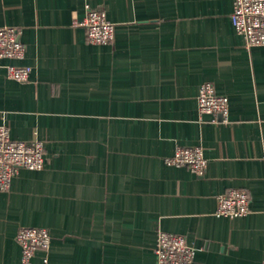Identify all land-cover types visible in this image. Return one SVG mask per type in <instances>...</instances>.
I'll return each mask as SVG.
<instances>
[{
  "label": "crops",
  "instance_id": "0c3cea01",
  "mask_svg": "<svg viewBox=\"0 0 264 264\" xmlns=\"http://www.w3.org/2000/svg\"><path fill=\"white\" fill-rule=\"evenodd\" d=\"M233 2L0 0V28L25 47L0 60V124L45 157L0 192V264H21L22 227L51 237L32 264H156L158 231L183 236L194 264L264 263V47H245ZM86 6L115 25L112 44L88 43ZM204 83L228 98L226 123L199 115ZM182 146L203 150L202 177L165 163ZM229 189L248 215H214Z\"/></svg>",
  "mask_w": 264,
  "mask_h": 264
},
{
  "label": "built area",
  "instance_id": "2783aa9c",
  "mask_svg": "<svg viewBox=\"0 0 264 264\" xmlns=\"http://www.w3.org/2000/svg\"><path fill=\"white\" fill-rule=\"evenodd\" d=\"M230 20L247 49L264 47V0H234ZM78 26L83 29L89 44L107 45L114 42L115 25L107 20L101 9L86 6L84 19ZM19 35L20 32L15 28H0V60L16 61L24 58L25 47ZM5 69L8 79L19 83L29 81V67L8 64ZM197 107L199 115L210 114L226 123L228 98L218 95L211 83L200 86ZM261 160L264 164V156ZM164 161L169 166L187 167L198 177H202L207 169L203 150L197 146L178 147L174 155ZM44 166L43 142L13 140L10 126L0 124V192L10 189L12 179L20 170L40 171ZM249 213V197L244 190L229 189L216 199V217L236 218ZM16 241L21 248V264H32L37 251L49 249L51 237L44 228L22 227L17 232ZM155 255L156 264H194L195 249L181 235L158 231ZM42 264L49 262L43 259Z\"/></svg>",
  "mask_w": 264,
  "mask_h": 264
}]
</instances>
